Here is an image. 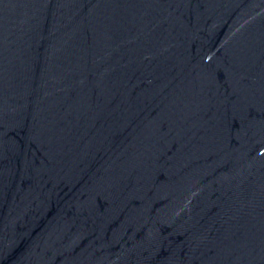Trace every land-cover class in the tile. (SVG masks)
I'll use <instances>...</instances> for the list:
<instances>
[{"label":"water","instance_id":"95a60500","mask_svg":"<svg viewBox=\"0 0 264 264\" xmlns=\"http://www.w3.org/2000/svg\"><path fill=\"white\" fill-rule=\"evenodd\" d=\"M0 264H264V0H0Z\"/></svg>","mask_w":264,"mask_h":264}]
</instances>
